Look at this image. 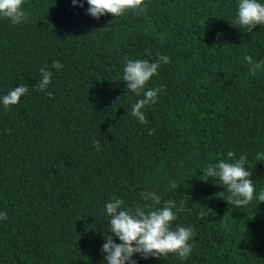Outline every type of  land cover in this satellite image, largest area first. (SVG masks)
Here are the masks:
<instances>
[{"label":"trees","instance_id":"1","mask_svg":"<svg viewBox=\"0 0 264 264\" xmlns=\"http://www.w3.org/2000/svg\"><path fill=\"white\" fill-rule=\"evenodd\" d=\"M238 3L144 0L142 11L96 19L87 0H24L26 23L0 18V97L29 89L18 104L0 103V264H107L105 204L116 198L133 209L171 200V228L194 231L186 259L134 254L136 264H264V202L255 198L264 189V68L253 76L244 61L264 60V26L232 25ZM158 55L170 63L145 85L162 90L141 124L130 106L143 94L127 89L123 70L127 59ZM41 68L52 72V98L36 87ZM228 151L252 172L254 199L242 208L218 180L200 179Z\"/></svg>","mask_w":264,"mask_h":264},{"label":"clouds","instance_id":"2","mask_svg":"<svg viewBox=\"0 0 264 264\" xmlns=\"http://www.w3.org/2000/svg\"><path fill=\"white\" fill-rule=\"evenodd\" d=\"M24 0H0V18H6L11 24L17 25L27 22V15L22 10ZM78 0H72L77 4ZM87 13L99 19L100 16L110 13L113 16L123 15L128 10H140L145 7L144 0H87ZM83 7V4H80ZM232 25L243 29L245 32H252L257 25L264 26V4L258 0H239L236 18L230 22ZM244 61L249 65V73L255 75L256 72L264 68V60L254 62L251 56L245 55ZM170 63V58L165 55H158L155 62L149 60L127 59L123 70V81L130 91L139 97L130 106V114L136 117L141 124L146 123L143 108L154 104L157 93L162 87L148 88L145 85L149 79L157 74L160 63ZM52 67L60 69L63 65L59 61H53ZM41 79L36 87L44 92L49 98L53 93L46 91L51 83L52 72L46 68L40 70ZM29 91L26 85H19L10 90L6 95L0 97V103L5 108L18 104L20 98ZM149 134H154V129H149ZM94 147L99 150V141H93ZM228 160H220L215 164L207 166L200 179L207 182L210 178L218 180L220 184L226 186L230 195L223 197L228 203H232L237 208L247 206L254 199L255 188L253 185L252 172L245 165L247 157L240 155L235 159V153L227 152ZM258 161H264V153H258ZM170 187L177 189L178 184L170 182ZM141 199L151 200L153 204L161 203L160 197L155 192H141ZM259 202H264V189L255 197ZM124 201L116 198L105 204V210L109 219V231L105 236V243L101 251L106 253L104 260L107 264H136L133 259L134 254H139L143 258L167 256L174 253L181 260L186 259L192 252L193 245L189 243L194 235L191 226H177L171 228V222L176 220V213L173 211L175 203L166 201L163 207L153 208L145 203L143 206L133 208H123ZM146 209V210H145ZM7 219L6 212H0V220ZM118 238L120 243H116L114 238Z\"/></svg>","mask_w":264,"mask_h":264}]
</instances>
